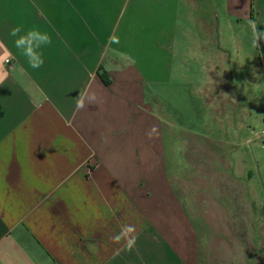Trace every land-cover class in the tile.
I'll list each match as a JSON object with an SVG mask.
<instances>
[{"label": "crops", "instance_id": "1", "mask_svg": "<svg viewBox=\"0 0 264 264\" xmlns=\"http://www.w3.org/2000/svg\"><path fill=\"white\" fill-rule=\"evenodd\" d=\"M249 20L264 0H0V264H200L159 104L175 78H264ZM16 27L50 37L41 67Z\"/></svg>", "mask_w": 264, "mask_h": 264}, {"label": "rangeland", "instance_id": "2", "mask_svg": "<svg viewBox=\"0 0 264 264\" xmlns=\"http://www.w3.org/2000/svg\"><path fill=\"white\" fill-rule=\"evenodd\" d=\"M228 77L215 89L196 78L168 87L159 108L170 121L169 177L197 233L200 264H264V78Z\"/></svg>", "mask_w": 264, "mask_h": 264}, {"label": "clouds", "instance_id": "3", "mask_svg": "<svg viewBox=\"0 0 264 264\" xmlns=\"http://www.w3.org/2000/svg\"><path fill=\"white\" fill-rule=\"evenodd\" d=\"M252 33H253V47L258 48L259 42L261 40H264V32H260L257 27L256 23L253 20L248 21ZM21 32L20 27L13 28L11 30V35L13 37H18L16 39V47L22 49L23 54L28 58L29 63L34 68H39L43 65V59H39L38 63H32L33 58L38 56V54L35 52V48L39 47L41 43L47 44L51 42L50 37L47 34H40L37 31H30L26 35H19ZM78 108L84 107L83 100L78 101L77 103ZM135 231L134 226H126L122 232L118 235H116L113 239L114 242L119 243L122 237H124L127 233H132ZM135 244V238H132L128 241L127 247L129 250L132 249V247Z\"/></svg>", "mask_w": 264, "mask_h": 264}, {"label": "built area", "instance_id": "4", "mask_svg": "<svg viewBox=\"0 0 264 264\" xmlns=\"http://www.w3.org/2000/svg\"><path fill=\"white\" fill-rule=\"evenodd\" d=\"M6 63H9V60H6Z\"/></svg>", "mask_w": 264, "mask_h": 264}]
</instances>
